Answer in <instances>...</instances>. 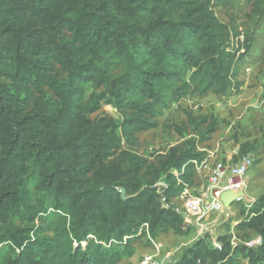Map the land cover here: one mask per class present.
Segmentation results:
<instances>
[{
  "label": "trees",
  "instance_id": "obj_1",
  "mask_svg": "<svg viewBox=\"0 0 264 264\" xmlns=\"http://www.w3.org/2000/svg\"><path fill=\"white\" fill-rule=\"evenodd\" d=\"M252 4L262 21L264 0ZM235 26L208 0H0V264H118L146 224L151 237L189 232L173 200L203 152L171 150L145 168L127 154L139 166L129 170L107 162L122 148L117 129H151L189 95L238 88ZM102 100L120 122L91 116ZM250 208L237 227L261 245L227 236L175 264H264V195Z\"/></svg>",
  "mask_w": 264,
  "mask_h": 264
},
{
  "label": "rangeland",
  "instance_id": "obj_2",
  "mask_svg": "<svg viewBox=\"0 0 264 264\" xmlns=\"http://www.w3.org/2000/svg\"><path fill=\"white\" fill-rule=\"evenodd\" d=\"M208 1L213 4V11L219 20L224 23L233 21L240 33L238 38L235 37V47L241 48L240 54L246 55L237 77L238 88L225 94L189 95L164 109L156 119L157 126L151 129L134 130L129 134L117 129L122 148L107 162L111 165L120 164L129 170L139 166L133 165V159H128L127 154L141 158L139 164L145 168L156 165L171 150L179 153L187 150L203 152V160L199 161L194 183L190 186L191 196H194L207 190L212 172L219 165L230 167L239 163L245 155L251 157L253 164L244 178V197L247 202L241 205L234 203L197 223L195 218L184 213V198L173 200V205L184 214L190 230L184 234L169 230L152 236L160 247L162 257L171 254L167 264H175L185 253L194 255L202 246L221 247L223 237L228 236L234 247L238 244L253 247L251 242L259 236L250 230H240L237 226L251 209L250 202L256 203L264 195V5L262 21L254 23L250 17L252 0ZM247 30L252 32L254 38V45L249 52L245 49ZM91 91L92 87H88V94ZM91 116L118 122L122 120L119 109L105 100L101 101L100 108ZM242 147H245L243 154ZM132 177L129 175L126 178ZM134 246L135 254L124 257L118 264H140L146 255L157 252L147 236ZM241 264L247 262L242 260Z\"/></svg>",
  "mask_w": 264,
  "mask_h": 264
},
{
  "label": "built area",
  "instance_id": "obj_3",
  "mask_svg": "<svg viewBox=\"0 0 264 264\" xmlns=\"http://www.w3.org/2000/svg\"><path fill=\"white\" fill-rule=\"evenodd\" d=\"M194 163L196 168H198L199 161L194 160ZM252 164L253 161L251 157L249 155H245L239 163L231 165L230 167H223L222 165H219L212 172L207 190L199 195L191 196L190 186L184 184L185 189L183 195L181 196L184 198V213L192 218H195L197 223H200L202 219L209 216L213 212L225 209L224 202L221 200V194L227 190H233L236 192L243 190L245 193L246 181L244 178ZM244 195L235 199L232 204L236 203L235 205H241L244 202H247ZM253 203V201L250 202L249 208L253 206ZM143 227L144 228H142L140 232H146L147 237L154 243L157 252L146 255L140 264H167L171 254L162 257L159 251L160 247L157 246L154 239L150 235L148 224ZM262 240V236L259 235L256 240L251 242V245L259 246L262 244ZM198 264L204 263L199 260Z\"/></svg>",
  "mask_w": 264,
  "mask_h": 264
},
{
  "label": "water",
  "instance_id": "obj_4",
  "mask_svg": "<svg viewBox=\"0 0 264 264\" xmlns=\"http://www.w3.org/2000/svg\"><path fill=\"white\" fill-rule=\"evenodd\" d=\"M124 192H125L124 189H122V197L126 198L124 196ZM243 195H244L243 190H239L237 192L233 190H227L221 194V200L224 202L225 207H230V205L235 199Z\"/></svg>",
  "mask_w": 264,
  "mask_h": 264
}]
</instances>
